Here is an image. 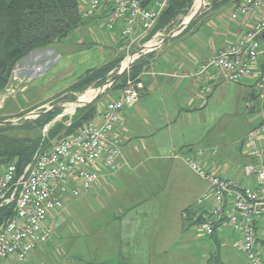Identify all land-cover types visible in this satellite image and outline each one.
<instances>
[{
  "label": "crops",
  "instance_id": "obj_1",
  "mask_svg": "<svg viewBox=\"0 0 264 264\" xmlns=\"http://www.w3.org/2000/svg\"><path fill=\"white\" fill-rule=\"evenodd\" d=\"M241 1L229 0L208 12L206 11L207 13L198 17L196 24L187 32L177 37L174 36L144 57L143 60L148 63L140 74L144 82L140 100L134 106L121 110V121L116 125V132L121 137L122 147L119 167L114 170L102 168L97 184L81 197V199L87 198V216L97 214L96 208L93 207L95 203L104 210L109 209V214L117 217L115 221L112 219V223L111 219H107L108 223L101 222L103 226L109 225L110 222L111 228L106 230V233L101 232V238L91 248L94 255H96V251H100L99 256H95L100 262L104 264H144L140 260L153 254L150 253V250H154L156 228L151 224L154 226L156 223L153 214L158 205L159 194L152 191L141 192V185L146 184L147 178L151 180L153 176L158 175V169L175 164L178 160L188 166L187 159L190 157H196L207 166L216 168L215 163L220 156L219 151L216 152L209 148L211 154L205 155L206 150L199 148L203 153L197 155L196 152L199 150H194L193 145L201 141L204 134L209 135V128L213 122V117L210 118V116H213L215 103H218L224 96L225 90L229 86L239 85L247 88L249 96L264 107V94L257 91L258 83L264 79V48L255 66L253 76L237 82L219 78L206 103H203L200 92L201 82L187 76L191 70L198 67L201 61L213 56L227 44L237 41L255 22L257 15L239 19L231 18L230 14L233 8ZM103 17L84 19L83 23L75 29L74 32L79 33L76 54L67 52L66 57H63V54L59 52L54 60L52 56L56 53L52 48L42 49L51 55V59L46 60L47 64L43 66V69H34L23 79L16 75L13 76L12 73L5 90L0 92L2 94L0 96V113L5 108L7 99L26 93L29 90L28 83L33 82L37 75L45 77L49 73V77L55 81L60 80L65 73L75 72L80 68L78 74H72L71 85L82 75L80 73L94 68L93 59H97L95 63L98 66L95 67H99L116 58L118 53L126 48L128 39H124L117 28L111 31L104 30L100 26ZM85 29L91 32L92 39L88 38ZM139 32L133 35L132 39L136 40L135 44L141 40L138 37ZM21 71L15 72L19 74ZM44 71L47 73L43 74ZM13 81L24 83L26 87L15 96L10 90ZM48 85L46 83V86ZM117 94L113 93L108 96ZM215 96L216 98H214ZM107 98L100 103L99 111ZM32 100L35 98L19 109L22 110L31 103L43 102L40 99ZM12 114L15 112L2 113L6 116ZM261 120L254 124L247 134L254 127L264 123V113ZM247 134L242 140L241 146V152L246 151V153L243 152L246 158L243 161L242 172H238L236 175H226L229 167L224 164V172L219 173L224 177L236 178L244 184L255 185L256 176L254 174L247 175L245 171L248 163H259L258 159L250 153L246 142ZM263 142L264 137H261L258 144ZM80 200L69 201L63 211L53 214V233L57 227L62 225L68 213L77 211L78 204L81 203ZM200 210L192 212H195L197 216ZM184 213L186 212H183V217L186 218ZM196 216L191 221L196 222ZM90 223L91 221L87 219V232L90 231ZM208 236L212 237L217 248L214 264H248L240 233L235 232L231 227H225L217 229L214 235ZM257 236L259 244L264 246V218L257 223ZM113 241H116L113 249L117 255L108 258L105 251H108L109 243ZM102 256H105L104 259ZM210 260H213V257Z\"/></svg>",
  "mask_w": 264,
  "mask_h": 264
},
{
  "label": "built area",
  "instance_id": "obj_2",
  "mask_svg": "<svg viewBox=\"0 0 264 264\" xmlns=\"http://www.w3.org/2000/svg\"><path fill=\"white\" fill-rule=\"evenodd\" d=\"M169 2L80 0L79 8L84 19L104 16L100 26L106 31L119 29L121 36L128 39L125 47L130 48L136 42L133 35L140 31L138 37H146ZM250 15H257V19L237 41L201 61L187 74L201 82L203 103H206L219 78L237 82L254 75L263 49L264 0H242L230 14L232 19ZM162 35L157 33L156 39L150 42L159 44ZM152 50L155 49L148 51ZM143 88L140 75L137 78L128 76L123 89L116 96H108L91 121L77 133L63 135L51 148L39 150L21 174L17 173L14 163L0 165V207L14 205V214L0 225V264L25 261L53 235V214L63 211L69 201L77 200L92 190L100 179L102 168L114 170L119 167L122 147L116 125L121 121V110L134 106L140 100ZM257 91L264 94V79L258 83ZM261 137H264V123L254 127L246 136L250 153L259 161L245 167L247 175L256 176L255 185L224 177L216 168L205 166L196 157L187 159L188 166L209 182V191L197 201L202 207L196 216L200 228L208 235L225 227L240 233L248 264H264L257 236V223L264 218V142L258 144ZM196 153L201 155L203 151Z\"/></svg>",
  "mask_w": 264,
  "mask_h": 264
},
{
  "label": "rangeland",
  "instance_id": "obj_3",
  "mask_svg": "<svg viewBox=\"0 0 264 264\" xmlns=\"http://www.w3.org/2000/svg\"><path fill=\"white\" fill-rule=\"evenodd\" d=\"M195 1L196 0H193L192 3L184 11L180 12L170 24L158 26L150 38H143L130 48L126 47L121 50L117 57L122 58V60L119 68H115L114 71L116 70L118 72L120 70L123 61L126 60L128 56H133L151 40H155L157 33H163L159 38H164L182 22L186 23L196 11L194 8ZM220 1L221 0H203L201 2L200 0V8L202 6L203 8L202 13L198 17L212 10L211 7ZM197 18L195 20H197ZM186 29L187 28L177 34L176 37L183 32L185 33ZM74 31L75 30L71 31L60 43L54 42L49 46V48H52L56 53L52 56V59L54 58L55 60L59 52L63 54V57H66L67 52L76 54L75 49L79 44L77 42L79 33ZM86 32L88 38L92 39L90 36L91 32L88 29ZM152 51H147L145 54L136 56L131 62V67L138 60L144 59V57ZM49 59H51V55L47 54L46 51L35 50L17 63L13 71V76L16 75V77L23 79V77L25 78V76H28L30 72H33L34 69H43V66L47 64L46 60ZM96 60L97 59H93L92 64H95L94 67L98 66V64L95 63ZM130 68L124 72L127 73V77L130 76L128 74ZM79 70L80 68L75 72L69 71L65 73L60 80L55 81H52V77H49V73L46 74L45 77L37 75L33 82L28 83L29 90L26 93L7 99L5 108L0 113V117H20L32 111H44L48 107L62 103L61 106L57 107L62 109V112L59 114L62 116L57 115L51 121H64L66 125H70L69 122L71 121L69 118L75 114L77 109L76 105L80 103L79 100L81 97L88 91L97 90L98 87L103 85L101 84L98 86L95 82L83 91H69L66 88L70 86L71 76L78 74ZM15 71H21V73L18 72L20 75L16 74ZM45 73L47 72L44 71L43 74ZM116 73L113 74V72H110L107 80ZM18 82L19 81L12 82L10 90L13 96L26 88L24 83ZM46 83L49 85L46 86ZM225 91L224 96L221 97L218 103H215V109L212 113L213 116H210V118L213 117V122L209 128V135L204 134L203 139L195 143L193 148L197 151L199 148H203V150H206L205 155L211 154L209 153V148L216 150V152L218 150L220 156L216 159L218 160L217 163H215L218 172H224V164H226L229 167L226 175H236L238 172H242L243 161L246 158L243 153H246V151L241 152L242 140L254 124L262 121L264 107H262L260 102H255V100L252 99L253 97L251 98V96H249L248 89L243 86H229ZM1 95L0 93V96ZM101 95L104 96V94ZM94 96L88 99L86 98L85 102L90 101ZM46 97L49 98L46 99ZM32 98H35V100L32 101L40 99L43 100V102L31 103L28 107H24L22 110L19 109V107L23 108L24 105L29 103ZM105 98L106 97H102L99 100L100 106V103ZM214 98H216V96ZM75 100L77 101L75 102ZM16 111L18 112L16 113ZM11 112H15V114L10 116L2 115V113L11 114ZM34 118L36 117L32 116L10 124L15 127V130H13L11 134L25 136L27 134L35 135L41 132L43 135L46 126L51 121L42 129H35L33 126L34 124L28 122ZM65 118L66 120H64ZM25 124H32L31 126L33 129L25 128L23 126ZM45 136L43 135L42 137L44 138ZM157 172L158 175L153 176L151 180L147 178L146 184L141 185L142 188L140 189L141 192L144 193L152 191L159 194V198L157 199L158 205L155 207L153 214L156 223L154 222V226L151 224L152 227L156 228L154 235V250H150V253L153 254L149 255V257H143L140 261L144 264H148V262H151V264H214V259H216L214 255L217 248L212 237L206 235L198 224L188 219V214L186 218L183 217V212L188 207L191 211L196 210V212L201 209L197 201L203 195L204 191H209V182L197 175L181 160L176 161L175 164L161 167ZM80 199L81 198H79L78 201ZM80 201L81 203L78 204L77 211L66 215L64 222L55 229L49 241L38 246L25 261L15 262L14 264H104L95 257L99 256L100 251H96V255H94L91 248L95 245L97 240L101 238V232L106 233V230L111 228L109 226L110 222L109 225L104 226L101 222L106 221L108 223L107 219H111L112 223V219L115 221L117 217L110 215L109 209L104 210L100 206L95 205V203L93 207L96 208L97 214L87 216V198H82ZM101 210L102 212H99ZM87 219L91 221L89 224V232H87ZM152 220L154 221V219ZM112 237H115V235H112ZM115 243L116 241L109 243L110 247L107 249L108 251H105V255H107L108 258L117 255L113 249ZM260 246L264 256V246ZM104 257L102 256L103 259ZM211 257H213V260H210Z\"/></svg>",
  "mask_w": 264,
  "mask_h": 264
},
{
  "label": "trees",
  "instance_id": "obj_4",
  "mask_svg": "<svg viewBox=\"0 0 264 264\" xmlns=\"http://www.w3.org/2000/svg\"><path fill=\"white\" fill-rule=\"evenodd\" d=\"M192 1L170 0L156 26L146 37L150 38L158 26L170 24ZM228 1L221 0L211 8H216ZM79 5L80 0H0V92L4 91L8 85L17 63L35 50L47 49L54 42L62 41L81 25L84 18L80 15ZM197 20L192 21L185 32L192 28ZM121 60L122 58L116 57L99 67L89 69L72 83L68 90L78 92L95 82L98 86L104 84L110 72L113 74L117 72L114 69L119 68ZM147 63L143 59L138 60L128 74L132 78H137L144 71ZM126 79L127 73L122 74L103 93L104 96L100 95L93 102L77 107L75 114L69 118L70 125H66L64 121L53 123L44 138L41 132L35 135H12L11 132L15 130L14 125H0V165L14 163L17 166V173L21 174L39 150H47L53 146L51 142L59 134H75L91 121L99 112V100L102 97H108L109 94L119 93L125 86ZM61 112V108H56L28 122H32L35 129H42ZM5 118L7 117H0V119ZM31 125L23 126L33 129ZM13 206L11 203L0 207V225L14 214ZM184 212L186 217L187 214L189 215L190 220L196 216L189 207ZM195 223L199 225L198 219Z\"/></svg>",
  "mask_w": 264,
  "mask_h": 264
},
{
  "label": "water",
  "instance_id": "obj_5",
  "mask_svg": "<svg viewBox=\"0 0 264 264\" xmlns=\"http://www.w3.org/2000/svg\"><path fill=\"white\" fill-rule=\"evenodd\" d=\"M202 8L203 6L198 9L197 11H195L192 16L190 17V19L185 23V22H182L176 29H173L171 30L160 42L159 44H154V45H146L144 47H142L140 50L137 51V54L138 53H144L148 50H151V49H156L159 45H162L164 44L166 41H168L169 39L173 38L174 36H176L177 34H179L180 32H182L185 28L188 27V25L193 21L195 20L201 13H202ZM262 38H264V32L262 33L261 35ZM131 67V63L129 64V66L123 68V66L120 68V70L115 74L113 75L112 77H110L103 85H101L100 87H98L99 89V92H97V94L90 100V101H87V102H84V103H81L79 104L77 107H82V106H85L91 102H93L94 100H96L101 94H103L124 72H126L128 70V68ZM78 100V99H77ZM75 100V102L77 101ZM74 102V101H73ZM62 103H59V104H55L53 105L52 107H48L47 109H45L44 111H39V112H30L26 115H23V116H20V117H15V118H5V119H1L0 120V125H10V124H13L17 121H20V120H24L26 118H30V117H37L43 113H46L48 111H52L54 110L55 108L61 106ZM59 116H62V115H59ZM55 122V120L51 121L45 128V132H44V136L47 134L48 132V129L49 127ZM63 137V134H59L56 138H54L51 142L52 145H55L57 144V142L62 139Z\"/></svg>",
  "mask_w": 264,
  "mask_h": 264
},
{
  "label": "bare ground",
  "instance_id": "obj_6",
  "mask_svg": "<svg viewBox=\"0 0 264 264\" xmlns=\"http://www.w3.org/2000/svg\"><path fill=\"white\" fill-rule=\"evenodd\" d=\"M202 1H203V0H201V2H202ZM199 2H200V0H196V1H195V7H194V8H195L196 11L200 8V3H199ZM195 10H193V11H195ZM154 44H155V41H152V42L148 43L147 45L151 46V45H154ZM135 57H136V55L128 56V58H127L126 60H124L123 63H122L123 68L129 66V64L134 60ZM97 92H99V89H97V90H92V91H88L87 93H85V94L81 97V99L79 100V102H80L79 104L84 103L86 98L88 99V98H90V97L96 95ZM79 104H77L76 107H77Z\"/></svg>",
  "mask_w": 264,
  "mask_h": 264
}]
</instances>
